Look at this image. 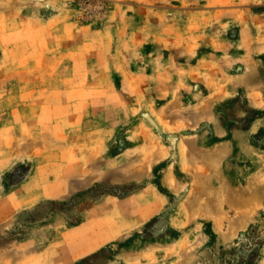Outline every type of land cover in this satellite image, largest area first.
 <instances>
[{
	"label": "rangeland",
	"instance_id": "1",
	"mask_svg": "<svg viewBox=\"0 0 264 264\" xmlns=\"http://www.w3.org/2000/svg\"><path fill=\"white\" fill-rule=\"evenodd\" d=\"M0 264H264V0H0Z\"/></svg>",
	"mask_w": 264,
	"mask_h": 264
}]
</instances>
